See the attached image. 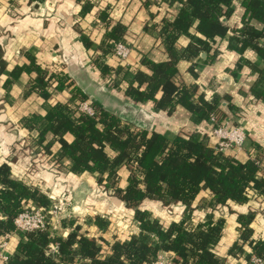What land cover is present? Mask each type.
Segmentation results:
<instances>
[{
	"label": "trees",
	"instance_id": "trees-1",
	"mask_svg": "<svg viewBox=\"0 0 264 264\" xmlns=\"http://www.w3.org/2000/svg\"><path fill=\"white\" fill-rule=\"evenodd\" d=\"M160 1L170 5L174 2L180 4L175 15L168 12L160 24L153 26L155 37L160 40L167 59L154 62L143 55L141 63L150 70V74L141 71L127 74L124 71L122 79L131 76L126 94L135 102L150 100L155 108L166 111L168 115L176 105H181L190 113L192 123H206L204 130H209L211 134L209 117L214 115L217 121L224 117L218 99L208 101L203 96L194 99L192 90L174 83L173 78L179 60H192L201 52L208 53L216 38H222L227 33L228 28L220 18L230 15L233 0ZM241 4L245 10L242 26L233 31L228 47L237 53L250 48L264 63V0H243ZM222 5L227 8L222 10ZM107 17L108 13L103 12L100 19L104 22ZM251 20L259 22L261 27L255 28L250 24ZM108 22L103 23L105 27ZM124 35L125 28L120 23L105 31L101 55L92 57L101 74L112 70L104 61L109 43H127ZM180 35H187L190 39L182 48L175 45ZM86 41L82 37V42L86 44ZM212 58L213 55H207L205 60ZM28 60L27 65L16 66L12 70L7 84L20 72H35L27 92H35L45 101V113L32 114L23 120V125L37 133L33 140L36 159H50L55 166L62 165L61 161L65 160V167L71 173L95 174L97 184L108 195L133 209V219L139 232L120 238L121 234L112 224L94 216L91 225L96 226L100 233L95 237L86 236L77 219L62 220L59 226L70 230L66 237L56 231L52 233L49 228L17 233L15 250L5 264H149L158 252L170 253L171 264H230L216 252L225 219L215 218L213 211L228 202H244L251 188L264 194V177H259L260 167L264 166V147L251 141L254 154L241 160L216 151L209 145L210 134L203 132V128L194 132L178 130L169 138L163 133L122 123L113 113L97 108L93 103L96 109L94 117L78 115L73 102L85 100L84 93L74 87L67 102L47 103L53 91H62L71 83L61 73L40 68L32 57L28 56ZM255 70L261 85H264V66ZM118 71L115 70V73ZM142 84L145 88L140 90ZM158 91L161 92L159 99L155 97ZM253 94L264 102V86L253 90ZM67 134L72 137L71 141L64 138ZM55 142L59 147L52 154L50 148ZM19 148L16 151L30 152L25 146ZM258 148L263 149L259 152ZM123 167L127 171V184L121 188L117 184L118 171ZM205 191L209 198H201L194 205L198 195ZM145 199L156 200L164 206L181 204L183 211L180 219L163 226L158 219L151 218L148 211L139 208L138 205ZM48 204L49 199L36 187L13 179L9 166L0 164V238L14 232L13 219L24 207L46 208ZM202 210L205 215L194 223V212ZM251 217L237 216L238 239L227 250V255L239 264H251L252 254L264 258V238L250 236L248 224ZM48 220L51 225L53 220L50 217ZM108 231L114 237L112 242L103 237ZM50 245L56 246L53 254L49 251Z\"/></svg>",
	"mask_w": 264,
	"mask_h": 264
},
{
	"label": "crops",
	"instance_id": "crops-1",
	"mask_svg": "<svg viewBox=\"0 0 264 264\" xmlns=\"http://www.w3.org/2000/svg\"><path fill=\"white\" fill-rule=\"evenodd\" d=\"M242 1L233 0L230 15L220 18L228 31L222 38H216L208 53L201 52L199 57L176 63L177 72L173 82L190 88L194 99L199 96L208 101L217 98L224 113L222 120L229 119L231 125L239 124L247 132L250 145L254 141L264 147V102L253 94V90H260L264 86L255 70L263 68L264 63L250 48L237 53L228 47L233 31L242 26L245 14ZM179 8L178 2L170 5L160 0H0V164L9 166L13 179L36 187L43 194L44 188L57 196L67 193L71 204L80 210L76 218L86 236L95 237L100 233L96 226L91 225L94 216L112 224L121 234L120 238L137 234L139 228L133 219V209L101 189L95 174L71 173L65 167V160L61 161L60 166L53 165L51 160L44 157L35 160L32 154L34 150L27 154L22 150L16 151L20 146L32 149L31 144L37 133L24 127L23 120L32 114L43 115L45 101L37 93L27 92L29 83L35 77L33 70L20 72L9 84L7 81L16 66L29 63L28 56L48 72H52L50 70L60 63L71 87L53 91L47 103L67 102L73 93L71 89L76 87L97 108L113 113L122 123L138 129L163 133L169 138L178 130L194 132L203 128V132L210 134L209 130H204L206 123H192L190 113L181 105H176L168 115L166 111L155 108L150 100L135 102L125 91L131 76L121 78L124 71L127 74L136 71L150 74V70L141 63L143 55L154 62L167 59L160 40L155 37L153 26L160 24L168 12L175 15ZM221 8L225 10L227 6L222 5ZM103 12L108 13L104 20L109 21L106 27L100 19ZM116 23L124 26L125 41L131 46V52L123 62L108 52L104 61L112 70L103 75L93 64L92 57L101 55V48L105 45L104 33ZM250 24L255 28L261 27L255 20H251ZM82 37L87 39L86 44L82 42ZM189 41L187 35H180L175 45L182 48ZM207 55H213L212 60L206 61ZM115 70H119L117 74ZM144 88L145 84L139 87L140 90ZM160 96L161 92L158 91L155 97L159 99ZM64 138L67 141L72 139L69 134ZM208 142L214 145L211 134ZM58 147L57 142L53 143L51 153L55 154ZM259 148V152L262 151L263 148ZM246 156L242 153L237 158L243 160ZM118 175L117 184L124 188L127 184L124 167L118 171ZM259 177H264L262 165ZM208 196L207 191L200 193L193 204ZM138 206L165 227L179 220L183 211L181 204L164 206L150 199L141 201ZM213 214L215 218L225 219L216 252L230 264H239L227 255L230 245L238 239V215H251L248 224L250 236L264 238V194L253 188L248 191L244 202H228L214 210ZM204 215L203 210L195 211L193 222ZM51 226L52 233L56 231L62 237L70 232L54 221ZM103 237L110 242L114 239L111 231L104 233ZM17 242L18 236L11 234L6 247L8 255L14 252Z\"/></svg>",
	"mask_w": 264,
	"mask_h": 264
},
{
	"label": "built area",
	"instance_id": "built-area-1",
	"mask_svg": "<svg viewBox=\"0 0 264 264\" xmlns=\"http://www.w3.org/2000/svg\"><path fill=\"white\" fill-rule=\"evenodd\" d=\"M131 52V46L122 41L109 43V54L115 56L119 61H126ZM75 113L87 117H94L96 109L87 101L82 100L74 105ZM208 123L211 125V135L214 139L213 148L223 155L237 158L240 154L252 156L253 147L248 142L247 132L239 125L233 124L229 119L217 121L214 115L209 117ZM49 199L46 208L27 205L13 219L14 232L6 233L0 238V264H5L8 260L7 244L11 234L42 231L51 229L49 216L57 217L66 213L69 204L63 201V198L44 192ZM56 246L50 245L51 254L55 252ZM251 264H264V258L250 255ZM172 255L168 252H158L155 259L149 264H171Z\"/></svg>",
	"mask_w": 264,
	"mask_h": 264
},
{
	"label": "rangeland",
	"instance_id": "rangeland-1",
	"mask_svg": "<svg viewBox=\"0 0 264 264\" xmlns=\"http://www.w3.org/2000/svg\"><path fill=\"white\" fill-rule=\"evenodd\" d=\"M57 66H58V67H53V69L50 70V71L53 72V70H55V72L63 74V70H62V69H63V66H62L60 63H59ZM64 76H65V75H64ZM70 87H71V86H70ZM85 100H86V99H85ZM80 101H82V100L77 99V100H75V101L73 102V104L76 105V104L79 103ZM88 102L93 106V104H92L90 101H88ZM93 107H94V106H93ZM247 137H248V136H247ZM31 146H32V149H30L31 151H33L34 149H36V148H35V145H34L33 142H32V144H31ZM32 154L34 155V158H36V155H37L36 152L34 151ZM35 160H38V159H35ZM49 160H50V159H49ZM51 162H52V161H51ZM101 189H103V188L101 187ZM42 190H44V192H47L48 194H52V192H51V191H48L47 188H44V189H42ZM55 196H57V195H55ZM58 197L63 198V201L67 202V203L69 204V206H68V208H67V212H66V213L60 214V215H58L57 217L49 216V217L54 221V223L59 224V222L62 221V220H67V219H77L76 216H77V214L80 212V210H77V207H75V206H73V205L71 204V199L69 198L68 194H67V193H63V194L58 195ZM101 199L104 200V197L101 196ZM120 225H122V224H120ZM51 227H52V226H51Z\"/></svg>",
	"mask_w": 264,
	"mask_h": 264
}]
</instances>
